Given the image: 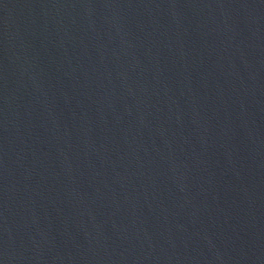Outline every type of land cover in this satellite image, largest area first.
Returning a JSON list of instances; mask_svg holds the SVG:
<instances>
[{
  "label": "water",
  "instance_id": "water-1",
  "mask_svg": "<svg viewBox=\"0 0 264 264\" xmlns=\"http://www.w3.org/2000/svg\"><path fill=\"white\" fill-rule=\"evenodd\" d=\"M0 264H264V0H0Z\"/></svg>",
  "mask_w": 264,
  "mask_h": 264
}]
</instances>
